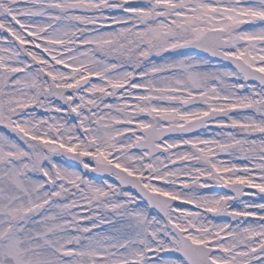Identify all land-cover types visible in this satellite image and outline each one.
I'll return each mask as SVG.
<instances>
[{"label": "snow or ice", "instance_id": "snow-or-ice-1", "mask_svg": "<svg viewBox=\"0 0 264 264\" xmlns=\"http://www.w3.org/2000/svg\"><path fill=\"white\" fill-rule=\"evenodd\" d=\"M0 264H264V0H0Z\"/></svg>", "mask_w": 264, "mask_h": 264}]
</instances>
